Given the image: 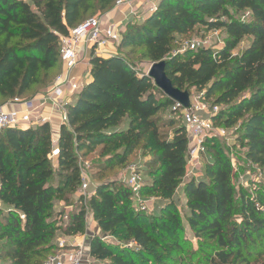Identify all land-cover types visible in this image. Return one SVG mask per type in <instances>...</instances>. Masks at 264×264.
I'll return each instance as SVG.
<instances>
[{
    "label": "trees",
    "instance_id": "trees-1",
    "mask_svg": "<svg viewBox=\"0 0 264 264\" xmlns=\"http://www.w3.org/2000/svg\"><path fill=\"white\" fill-rule=\"evenodd\" d=\"M115 1L0 0V104L53 81L62 69L60 38ZM143 15L127 24L109 56L91 52L87 79L67 105L68 124L60 127L56 167L48 123L0 130V264H43L58 250L59 234L85 233L88 212L100 232L89 239L92 260L193 264L183 262V226L172 199L187 172L188 133L174 118L158 115L173 102L131 58L137 52L149 66L165 60L174 87L203 91L204 99L218 93L216 103L225 108L214 122L232 127L241 119L233 146L264 169V0H156ZM196 26L224 31V45L173 52L176 35L189 36ZM242 41L244 48L233 54ZM146 140L160 164L147 172L152 180L139 194L166 201L156 215L134 210L124 182L104 179ZM204 147L210 159L201 155L202 178L183 186L198 246L191 257L196 264H249L251 251L264 244V185L253 182L236 192L231 161L217 139H206ZM95 151L88 171L96 188L85 200L76 196L78 153ZM57 201L63 204L55 210Z\"/></svg>",
    "mask_w": 264,
    "mask_h": 264
},
{
    "label": "built area",
    "instance_id": "built-area-1",
    "mask_svg": "<svg viewBox=\"0 0 264 264\" xmlns=\"http://www.w3.org/2000/svg\"><path fill=\"white\" fill-rule=\"evenodd\" d=\"M144 1L148 5L146 12L152 11L155 7V2L153 0ZM135 2L136 0H116L114 8L122 12L128 10V14L134 15ZM141 18H144V15ZM124 19L126 20L127 16ZM123 24V21L113 23L107 22L101 17H92L72 28L67 36L61 37L60 59L62 72L40 96L31 100L15 98L10 101V104H20L21 108L0 106V130L8 127L34 128L44 123L51 124L54 121L60 127L67 125V105L76 97L85 83L75 73L77 66L92 51L94 54L99 55L108 53L107 47L121 38V34L124 31ZM208 47L211 46H207L205 40H193L183 51ZM203 94V91L195 95L190 94V106L187 109L182 108L179 103H173L170 107L172 112L181 114L183 125L188 133L189 150L187 164L189 169L187 170L192 176L195 175L197 163L205 150L204 142L206 139L215 137L213 116L218 112V108L215 106L214 110L209 111L205 102L202 101ZM219 133L224 135L225 130L221 129ZM53 144L55 145L49 158L58 155L56 141ZM81 181L80 195L87 200L93 192L90 193V185L83 177ZM124 183L130 188L137 208L142 211L147 210V198H143L139 194L143 184L141 176L137 172H131L124 180ZM95 188L96 185H94ZM20 217L23 218V215H20ZM57 247L58 254L50 255L43 264H89L92 260L88 256L85 257L83 247L73 250L72 253L64 252L62 249L66 248L67 245L63 239L57 241Z\"/></svg>",
    "mask_w": 264,
    "mask_h": 264
},
{
    "label": "rangeland",
    "instance_id": "rangeland-1",
    "mask_svg": "<svg viewBox=\"0 0 264 264\" xmlns=\"http://www.w3.org/2000/svg\"><path fill=\"white\" fill-rule=\"evenodd\" d=\"M153 2H156V0H153ZM147 7H148V5H147V3H145V1H144V3H142L140 5H138V4L135 5L134 9H133L134 15L128 14L127 19L123 20V23H124L123 29L127 30V28H128L127 24L128 23H134V22L140 20L141 16L144 14V12H146ZM111 9H113V7ZM104 15H105L104 12H96V13L87 15L84 18V20H86L88 18H92V17L103 18ZM113 23H115V22L113 21ZM225 39H226V35L224 34V31H222V30H207L204 27L196 26L194 31L189 36L181 37L179 35H176L175 40L173 42L172 51L173 52H176V51L182 52L183 49L186 48L190 44V42H192L193 40H205L207 43V46L218 48V47H222L224 45ZM119 41H120V39L117 40L114 44H112L110 49L115 50ZM244 46H245V41H242L237 46V48L232 51V53L235 54L236 52L242 50L244 48ZM131 58L136 61V63L138 64L139 67H142V69H144L147 72L149 65L147 63L139 62L138 52H137V54L131 55ZM88 59H89L88 57L85 58V60H86L85 63L88 62ZM87 71H88V68L85 65L80 66V68H78V72H77L78 76H80L84 81H85L84 76H85V73ZM61 72H62V70H61ZM61 72H59L54 77L56 78ZM52 82L53 81H50L48 84L45 82L46 83L45 84L44 81H42L41 82L42 84H40V85L36 86L34 89L30 90L24 97H22L20 99L21 100H31V99L37 97L45 89H47L48 86ZM189 92L191 95H195V94H198L202 91L190 89ZM217 96H218V93H216L210 99H204V97H203L202 101L205 102V104L209 108V111L214 110L213 108L215 106L218 108V111L225 108L224 104L219 105L216 103V97ZM73 100H74V98L72 99V101ZM158 115L160 117H162L163 119H168V118L172 117L176 120L178 125H181V126L183 125V120H182L181 114L172 112L170 108L160 110ZM240 121H241V119L238 121V123L236 125H234L232 127H225V125L222 124V121L214 122V120H213V126H214V131H215L214 136L217 139L219 145L223 148L222 152L229 157L231 164H232V170H233L232 183H233V186H234L236 192H238L239 188L251 189L253 182L258 184L259 186L264 185V169L262 167L258 166L256 163L251 162L245 156L244 149L233 146V144L235 143V140H236V128L239 126ZM123 125H124V122L122 123V126ZM221 129L225 130L224 135L219 133V130H221ZM51 132H52L53 142L57 141V138L59 137L60 126H58V124H53L52 128H51ZM146 142H147L146 144H144V142H142L137 147L135 152L129 158L126 165H124L123 167L115 168L112 171L106 172L104 175V179L109 180L111 178H115L121 182H124V180L130 175L131 172H137L141 176L143 183H149L152 180V178L149 177L147 172L149 170H154L155 167L158 166L160 163L158 161H156V159H154V157L152 155V151L154 148L151 146H148L147 140H146ZM54 145L55 144H53V148H54ZM203 155H204L205 160L210 159V155L207 154L206 149L204 150ZM97 158H98L97 151L89 154L87 157H83V156H81V153H78L77 164L81 170V176L90 185L89 186L90 193H92L94 191V185H96L97 179L93 178L92 173H90L88 171V166L91 164L92 161H94ZM50 159H51L53 166L56 167L55 158L51 157ZM197 164H198V166H196L197 169L195 171V175L192 176V174L188 173V170H187V173H186L185 177L183 178L182 183L176 188V191H175L173 198H172L174 201V204L177 208V211H178V214L180 216V220H181V223L183 226V232L181 234V244L183 247V262L184 263L193 262V264H196L198 259H193L191 257V254L193 251H195L198 248V246H197V242H196L195 238L193 237L192 231L188 228L187 218L189 216V210L186 206V198H185V195L183 192V186H184V183L191 178H194L196 180L202 178V176H203V165H204L203 159L201 158ZM187 169H189L188 164H187ZM79 189H80V187L77 190L76 196L80 195ZM165 203H166V201L159 198V197L150 196V197H147V205H148L147 210H145V211L139 210L137 208L135 201H133V208L135 211L137 210V211L143 212L147 215H152V214L156 215V214H159V211L161 210V208L164 207ZM62 204L63 203L61 201H57L56 202L57 208L61 207ZM59 239H62L61 234L58 235L56 242ZM103 239L106 240L107 242H115V243L118 242L115 237H111V236L103 237ZM62 250L66 253H72L73 250L75 251V248L66 247V248H63ZM58 252H59L58 250L55 251V253H53V255L58 254ZM89 264H102V262L96 261V260H91V262ZM168 264H171V263H168ZM249 264H264V244H263V246L261 245V247L260 246L256 247L253 251H251Z\"/></svg>",
    "mask_w": 264,
    "mask_h": 264
},
{
    "label": "crops",
    "instance_id": "crops-1",
    "mask_svg": "<svg viewBox=\"0 0 264 264\" xmlns=\"http://www.w3.org/2000/svg\"><path fill=\"white\" fill-rule=\"evenodd\" d=\"M136 3L138 5H140V4L144 3V0H136L134 6L137 5ZM127 15H128V10H124L122 12V11H119L118 9L114 8V6H113V9L105 12V15H104V17L102 19L107 21V22H113L114 21L116 23V22L123 21L124 18ZM111 46H112V44L107 47V52L108 53H106L104 55H99V54H96V55L103 56V57L109 56L111 54V52L114 51V50L110 49ZM87 57L90 58V53L88 54ZM85 62H86V60H83V62H81L77 66V68L75 70V73H76L77 76H78V73H77L78 72V68H80V66H84V65L87 66L88 71H89V59H88L87 63H85ZM88 71L85 73V76H84L85 80L87 79ZM40 95H38V96H40ZM0 106H5V107H9V108H17V109L22 107L20 104H16V103H11L10 104V101H9V103L8 102L2 103V104H0ZM53 124H57V122L54 121L51 124H49L51 126V128H52ZM122 127H124V125ZM0 207H1V202H0ZM58 209H60V207L57 208V206L55 205V210H58ZM86 220H87V228H86V231H85L84 234L75 235V236H65V235H62V234L61 235H62V239L65 241L67 247H72V248H75V249L83 247L85 257L86 256L90 257L89 256V248H88L89 247V239L91 238V236H93L95 234H98L99 233V229L97 227V223L92 218L91 212L87 213ZM82 264H86V263H82Z\"/></svg>",
    "mask_w": 264,
    "mask_h": 264
},
{
    "label": "water",
    "instance_id": "water-1",
    "mask_svg": "<svg viewBox=\"0 0 264 264\" xmlns=\"http://www.w3.org/2000/svg\"><path fill=\"white\" fill-rule=\"evenodd\" d=\"M165 65V60L152 63L146 75L153 80L154 85L173 103H179L181 107L185 109L189 108L190 92L188 90L182 91L173 86L171 80L166 75Z\"/></svg>",
    "mask_w": 264,
    "mask_h": 264
}]
</instances>
